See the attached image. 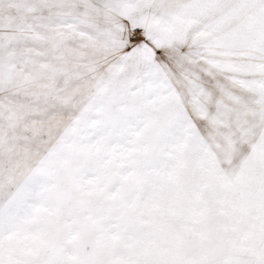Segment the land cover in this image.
<instances>
[{"label":"snow or ice","instance_id":"6c2138e0","mask_svg":"<svg viewBox=\"0 0 264 264\" xmlns=\"http://www.w3.org/2000/svg\"><path fill=\"white\" fill-rule=\"evenodd\" d=\"M0 264H264V0H0Z\"/></svg>","mask_w":264,"mask_h":264}]
</instances>
